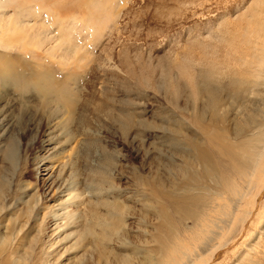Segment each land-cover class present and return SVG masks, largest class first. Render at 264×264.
Instances as JSON below:
<instances>
[{
  "label": "rangeland",
  "instance_id": "374dc122",
  "mask_svg": "<svg viewBox=\"0 0 264 264\" xmlns=\"http://www.w3.org/2000/svg\"><path fill=\"white\" fill-rule=\"evenodd\" d=\"M263 22L264 0H0V264L263 262L264 156L242 175L216 145L264 125ZM190 139L231 184L189 186Z\"/></svg>",
  "mask_w": 264,
  "mask_h": 264
},
{
  "label": "bare ground",
  "instance_id": "6f19581e",
  "mask_svg": "<svg viewBox=\"0 0 264 264\" xmlns=\"http://www.w3.org/2000/svg\"><path fill=\"white\" fill-rule=\"evenodd\" d=\"M262 26L263 27L261 28V33H260L259 37H260L261 44L264 46V22H263ZM258 55H259V59H258L259 64L263 65L264 64V49L262 47L260 48ZM214 124H216V123H214ZM253 124H254V127L256 126V129L255 128L250 129L249 120L243 121V120L237 119L235 121L234 128L232 131L234 141H232V143H230V142H227V140H228V139H226L227 137L225 138L224 136L223 137L219 136L217 144H216V145H218L219 153L228 157L229 164L231 165L232 170H235L238 173H241L242 175L246 174L248 171L253 174V171L256 170V168L258 167L262 157L264 156V146H263L264 145V125H260L263 123H259L256 121H253ZM249 131H252V133H249ZM218 135H217V137H218ZM262 138H263V140H261ZM190 140H191V142L193 141V145H194L195 149H194L193 155H188V159L192 163L200 165L201 168L198 170V172H200V177H198L199 175L196 174V172L192 173V175L190 176L191 181L188 182L189 186L198 183L197 185L199 186V189H202V190H204L203 192H206V190H208V189L205 186H203V182H206V180L207 181L209 180L215 186H219L222 184L228 186L229 184H231L230 182H228L227 178L222 174L223 172L220 171L221 167H219V166H221V165L220 164L218 165V163L215 162V160L213 159V156H212L213 154L209 152L210 150L208 151L206 148H204L200 142L196 141L197 139L196 140L190 139ZM255 142H259L260 144H258L256 146V145H254ZM219 162H221V161H219ZM226 166H228V165H226ZM225 173H227V172H225ZM248 177H250V176H248ZM164 195L166 196L167 201L170 203V205H171L170 207L177 209V211H179V209L177 207L178 204H181V203L182 204H189V203H194V202H202L204 200V196H200V195H196V196L195 195H185V196H183L181 194L178 195V193H169V192H164ZM61 206H63V205H61ZM65 208H64V210H65ZM54 212H55V210H54ZM158 213L163 214L164 216H162V218L170 223L168 210H165L162 206V208L159 209ZM49 216H51V215H49ZM59 218H62V217L59 216ZM56 223H58V222H56ZM169 226H170L169 227L170 230H172L173 229L172 225H169ZM26 233H28V232H26ZM261 235H262V232H261ZM65 240H67V239H65ZM162 243L163 242L160 241V244H162ZM0 254H4L2 252V249H0ZM8 256H6V257H8ZM9 258L11 259V257H9ZM3 259H4V257H3ZM262 259H263V262L257 261V264H264V257H262ZM48 262H49V260L46 261V264ZM7 263H8L7 260H3L1 262V264H7ZM126 264H128V263H126Z\"/></svg>",
  "mask_w": 264,
  "mask_h": 264
}]
</instances>
